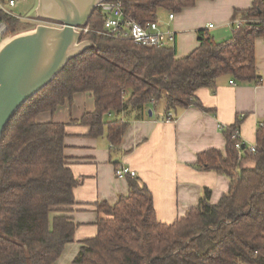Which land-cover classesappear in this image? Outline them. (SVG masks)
Masks as SVG:
<instances>
[{
	"label": "trees",
	"instance_id": "obj_1",
	"mask_svg": "<svg viewBox=\"0 0 264 264\" xmlns=\"http://www.w3.org/2000/svg\"><path fill=\"white\" fill-rule=\"evenodd\" d=\"M141 23L161 13H181L198 0H114ZM6 37L17 34L20 18L0 10ZM93 33L82 36L94 46L70 61L54 81L15 114L0 144V264H54L74 243L76 224L70 216L80 185L65 155L67 125L38 123L74 95L91 93L95 111L79 123L88 136L107 133L120 146L129 124L120 116L133 111L142 119L147 110L165 113L193 105L199 89L215 92L219 78L259 85L255 43L264 39V0L235 11L230 39L218 43L204 32L199 47L177 58L176 46L157 49L130 41H116L95 33L104 28L95 12ZM32 29V28H31ZM125 94V95H124ZM204 109L201 105H197ZM114 113L118 119L105 123ZM237 124L224 130L226 152L210 149L195 166L228 178L231 186L218 204L206 190L199 205L171 225L159 222L153 194L136 178L129 179V195L115 206L98 205L106 218L97 221L95 238L84 242L73 264H264V127L256 133L255 152L245 145L242 155L233 140ZM243 148V147H242Z\"/></svg>",
	"mask_w": 264,
	"mask_h": 264
},
{
	"label": "crops",
	"instance_id": "obj_2",
	"mask_svg": "<svg viewBox=\"0 0 264 264\" xmlns=\"http://www.w3.org/2000/svg\"><path fill=\"white\" fill-rule=\"evenodd\" d=\"M255 0H198L165 23L177 33V58L189 56L200 45V32L211 35L221 43L231 38L235 11L252 8ZM213 25L212 29L209 26ZM167 27V26H166ZM256 66L261 77L259 85L241 84L224 76L219 78L216 91L199 89L195 103L185 110L173 112L174 122L162 108L152 107L144 118H136L128 111L120 119L128 129L120 146H114L105 131L99 138L88 136L90 129L79 120L95 111L91 93L74 95L54 113L37 117L38 123L67 125L65 155L80 185L75 189L76 205L70 216L77 226L74 243L68 244L61 258L54 264H73L85 241L98 233L97 221L106 218L98 205L115 206L121 197L129 195V179L117 178L115 170L124 166L136 172L139 183L153 194L159 222L171 225L183 219L188 211L199 205L206 190L211 191V203L218 204L228 194L231 181L216 172L203 171L195 164L207 150L226 152L227 139L220 127L240 125L242 141L254 145L260 124H264V39L255 43ZM234 81V85L230 84ZM151 113V114H150ZM118 117L105 116V123Z\"/></svg>",
	"mask_w": 264,
	"mask_h": 264
},
{
	"label": "water",
	"instance_id": "obj_3",
	"mask_svg": "<svg viewBox=\"0 0 264 264\" xmlns=\"http://www.w3.org/2000/svg\"><path fill=\"white\" fill-rule=\"evenodd\" d=\"M107 1L38 0L36 17L42 23L0 45V144L19 109L94 46L76 29L87 27L98 5Z\"/></svg>",
	"mask_w": 264,
	"mask_h": 264
},
{
	"label": "built area",
	"instance_id": "obj_4",
	"mask_svg": "<svg viewBox=\"0 0 264 264\" xmlns=\"http://www.w3.org/2000/svg\"><path fill=\"white\" fill-rule=\"evenodd\" d=\"M26 1L28 0H0V10L8 15L20 18L13 14L12 9L15 8L19 3ZM96 12L100 14L104 21L103 30L98 32L95 31V33L99 35L116 41H130L143 47L164 49L173 48L176 46L177 33L171 30L168 27L169 24L162 22L159 17H156L154 21L141 23L137 20H134L126 13L123 4L120 1L114 0L99 4ZM175 17L176 14L173 12L168 13L169 21H173ZM44 23L54 26L51 23ZM213 27V25H210L209 29H212ZM76 30L79 31L82 36L93 33L89 25L85 28H79ZM6 32L7 27L4 24H1L0 44L6 40ZM230 84L234 85V81H231ZM175 118L176 117L174 113L170 112L168 113L166 120L168 122H174ZM259 126L264 127V124H260ZM225 129L226 128L224 127H220L221 131H224ZM232 138L233 140L238 141L237 149L239 150L240 155H242V147L244 144L241 143L242 139L239 129L234 131ZM255 149L256 147L254 145H250L248 151L254 153ZM115 175L117 178H125L127 176L132 178L137 177L136 172L124 166H118L115 170Z\"/></svg>",
	"mask_w": 264,
	"mask_h": 264
},
{
	"label": "rangeland",
	"instance_id": "obj_5",
	"mask_svg": "<svg viewBox=\"0 0 264 264\" xmlns=\"http://www.w3.org/2000/svg\"><path fill=\"white\" fill-rule=\"evenodd\" d=\"M37 6L38 0H28L26 2L19 3L15 8L12 9L13 14L17 17H20L21 21V31H19L17 34L31 30V28H36L41 23L36 17ZM163 15L166 17L165 13H161L159 14V18L162 20V22H165ZM11 36L6 37V39L10 38Z\"/></svg>",
	"mask_w": 264,
	"mask_h": 264
}]
</instances>
